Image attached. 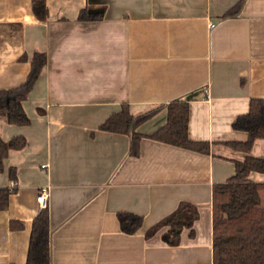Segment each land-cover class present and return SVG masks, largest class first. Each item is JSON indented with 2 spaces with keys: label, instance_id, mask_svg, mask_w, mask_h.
<instances>
[{
  "label": "crops",
  "instance_id": "0c3cea01",
  "mask_svg": "<svg viewBox=\"0 0 264 264\" xmlns=\"http://www.w3.org/2000/svg\"><path fill=\"white\" fill-rule=\"evenodd\" d=\"M236 1L45 0L39 21L31 0H0V91L26 80L34 52L46 58L22 101L30 123L0 115V138L26 141L0 171L7 188L15 169L0 210V264L25 263L44 186L50 264H212V185L246 155L223 142L247 138L231 123L250 98H264V0H245L237 16L221 18ZM86 6L101 18L77 20ZM191 93L188 134L208 141V153L146 137L165 123V107L136 127L137 156L129 134L99 129L122 104L136 116ZM248 154L264 158V138ZM249 179L264 182V173ZM259 196L264 205V190ZM180 201L197 207L193 234L182 229L175 245L162 240L166 228L145 238ZM118 212L141 216V227L125 233Z\"/></svg>",
  "mask_w": 264,
  "mask_h": 264
},
{
  "label": "trees",
  "instance_id": "16d2710c",
  "mask_svg": "<svg viewBox=\"0 0 264 264\" xmlns=\"http://www.w3.org/2000/svg\"><path fill=\"white\" fill-rule=\"evenodd\" d=\"M245 0H237L221 16V18L237 16ZM88 6L77 14V20L101 18V14L90 15ZM33 16L44 21L48 15L45 0H31ZM21 60L26 59L23 55ZM46 58L42 52H34L31 68L26 80L20 85L0 91V115L6 122L15 125L30 123L22 101L33 86ZM192 93L185 98L172 100L168 104L155 107L139 115H132L127 104H122L119 111L112 113L99 129L103 131L126 133L130 136L129 154L137 156L142 134L136 127L148 120L160 108H166V121L146 137L174 146L209 152V142L192 140L188 134L189 100ZM235 131L247 134L244 141L223 142L224 145L244 152L240 161L234 162V174L225 182L212 185L211 217H212V264H264V205L260 202L259 192L264 190V182L249 179L251 172L264 173V158L249 155L255 140L264 138V98H250L247 112L237 115L231 123ZM26 141L23 136H16L7 141L0 138V171L3 170V159L10 149H21ZM8 175L14 179L15 169L9 168ZM14 189L11 191L13 192ZM7 188H0V210L8 206ZM120 228L125 233H134L142 224V217L130 212L116 214ZM198 217L197 207L187 201H180L176 208L162 219L150 226L144 233L150 238L162 228V240L175 245L179 242L182 229L190 228ZM12 228L21 225L10 222ZM49 215L47 207L41 208L33 217L31 231L24 264H50L49 249Z\"/></svg>",
  "mask_w": 264,
  "mask_h": 264
},
{
  "label": "built area",
  "instance_id": "2783aa9c",
  "mask_svg": "<svg viewBox=\"0 0 264 264\" xmlns=\"http://www.w3.org/2000/svg\"><path fill=\"white\" fill-rule=\"evenodd\" d=\"M44 166V165H43ZM15 188V182L12 180L7 187V190L11 192ZM48 188L47 187H41L39 190L38 195L36 196V201L39 203V205L44 208L47 206V198H48Z\"/></svg>",
  "mask_w": 264,
  "mask_h": 264
},
{
  "label": "water",
  "instance_id": "95a60500",
  "mask_svg": "<svg viewBox=\"0 0 264 264\" xmlns=\"http://www.w3.org/2000/svg\"><path fill=\"white\" fill-rule=\"evenodd\" d=\"M101 9H97V8H89L88 9V13L89 14H97V13H101Z\"/></svg>",
  "mask_w": 264,
  "mask_h": 264
}]
</instances>
